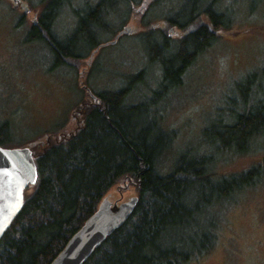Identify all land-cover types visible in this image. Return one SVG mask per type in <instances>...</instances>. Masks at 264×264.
<instances>
[{
	"label": "trees",
	"instance_id": "trees-1",
	"mask_svg": "<svg viewBox=\"0 0 264 264\" xmlns=\"http://www.w3.org/2000/svg\"><path fill=\"white\" fill-rule=\"evenodd\" d=\"M161 1L154 0L148 8L147 0L85 2L63 43L53 27L70 0H39L43 9L29 30L34 39H44L55 63L74 68L102 47L100 33L122 32L133 21L137 8L146 7L148 13ZM220 3L184 0L181 12L184 16L190 7L188 19L168 18L166 30L147 31L153 42L149 62L157 64L160 74L150 94L130 101L138 89L133 83L117 90L89 91V101L77 107L80 115L74 129L64 134L47 133L48 143L41 142L40 149L31 150L37 179L25 189L22 208L0 239V264H49L112 188L122 193L132 187L138 200L129 217L83 264H187L214 248L219 220L212 209L233 193L256 184L264 172V165L256 164L251 171L226 178L214 168L217 150L241 156L251 149L258 152L264 141L262 81L254 74L237 84L245 95L238 101L241 113L230 110L211 130H204L201 142L213 144V154L188 158V151L183 152L164 174L161 163L175 136L163 127L162 109L156 106L181 86L197 57L232 26L233 13L220 9ZM111 16H121L118 32L113 31L115 19ZM145 72L131 75V80H139ZM80 87L84 88L83 84ZM12 138L10 125L1 124L0 146L6 147Z\"/></svg>",
	"mask_w": 264,
	"mask_h": 264
},
{
	"label": "rangeland",
	"instance_id": "rangeland-1",
	"mask_svg": "<svg viewBox=\"0 0 264 264\" xmlns=\"http://www.w3.org/2000/svg\"><path fill=\"white\" fill-rule=\"evenodd\" d=\"M22 1L0 0V125L7 122L13 134L6 147L26 145L31 150L40 149L41 142L48 143L47 133L64 134L74 129L80 115L77 107L89 101V91H111L134 84L138 89L130 101L150 94L160 74L157 64L149 62V45L153 44L149 33L166 30L164 21L168 18L185 21L191 9L186 8L187 14L182 16L184 0H162L146 13L154 2L147 0V8H137L128 25L130 34L116 39L118 34L100 33L102 47L92 62L85 58L72 68L55 63L44 39L31 36L29 28L43 9L39 0ZM97 1L70 0L55 20L56 38L64 43L78 20L77 13L86 7L85 2L89 5ZM219 6L233 13L232 26L197 57L185 72L181 86L156 106L162 109L163 127L175 136L161 163L163 174L183 152L188 151V158L204 152L213 154L215 146L201 142L204 130H211L216 120L224 119L230 110L241 113L238 101L245 95L238 91L237 84L256 74L264 89V0H221ZM111 17L115 19L113 31L118 32L121 16ZM143 70L146 72L139 80H131V75ZM254 150L243 156L217 150L214 168L224 172L226 178H234L253 170L256 164L264 165V141L256 154ZM135 196L132 187L122 193L112 188L103 199L119 204ZM212 211L219 220L217 242L205 256L187 264H264V172L256 184L233 193Z\"/></svg>",
	"mask_w": 264,
	"mask_h": 264
},
{
	"label": "water",
	"instance_id": "water-1",
	"mask_svg": "<svg viewBox=\"0 0 264 264\" xmlns=\"http://www.w3.org/2000/svg\"><path fill=\"white\" fill-rule=\"evenodd\" d=\"M124 32L130 33V30L127 28ZM36 179L37 169L31 149L0 146V239L22 208L24 190ZM137 200L135 196L112 204L103 199L49 264H83L94 249L129 217Z\"/></svg>",
	"mask_w": 264,
	"mask_h": 264
},
{
	"label": "flooded vegetation",
	"instance_id": "flooded-vegetation-1",
	"mask_svg": "<svg viewBox=\"0 0 264 264\" xmlns=\"http://www.w3.org/2000/svg\"><path fill=\"white\" fill-rule=\"evenodd\" d=\"M21 2H22V1H21ZM22 20H23V19H22ZM35 20H36V18L34 19L33 24H35ZM33 24H32V25H33ZM32 25H31V26H32ZM120 35H121V34L118 33V35H116L115 38H116V39L119 38ZM93 56H94V54L91 53L90 56L88 57V58H89V62H92V58H93ZM60 62H62V61H60ZM231 152H233V151H231Z\"/></svg>",
	"mask_w": 264,
	"mask_h": 264
}]
</instances>
